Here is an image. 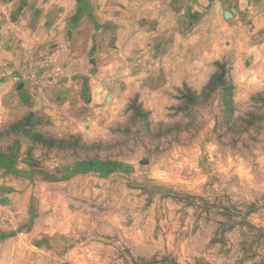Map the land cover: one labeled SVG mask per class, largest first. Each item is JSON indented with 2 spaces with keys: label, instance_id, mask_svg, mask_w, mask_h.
<instances>
[{
  "label": "rangeland",
  "instance_id": "374dc122",
  "mask_svg": "<svg viewBox=\"0 0 264 264\" xmlns=\"http://www.w3.org/2000/svg\"><path fill=\"white\" fill-rule=\"evenodd\" d=\"M221 2L204 36L191 18L140 45L108 42L116 8L88 11L87 73L23 59L0 264H264V0Z\"/></svg>",
  "mask_w": 264,
  "mask_h": 264
},
{
  "label": "crops",
  "instance_id": "0c3cea01",
  "mask_svg": "<svg viewBox=\"0 0 264 264\" xmlns=\"http://www.w3.org/2000/svg\"><path fill=\"white\" fill-rule=\"evenodd\" d=\"M221 1L0 0V106L11 105L12 101L14 104L28 102L26 89L18 91L19 86L10 82L11 75L18 70L25 57L41 67L62 64L69 59L74 63L69 66L71 74L87 73L88 67L83 60L89 58L94 44H103L98 37L102 32H95L88 18L90 10L94 16L95 9L116 8L118 24L124 25L117 32L110 27L107 29L108 42L116 36L126 41L128 36V41L140 45L142 36H147L150 28L163 25L177 27L180 25L175 24L183 20L191 25V18L194 20L192 24L195 23L199 30L197 37L204 36V28L218 25L216 12L221 8ZM163 12H166L165 19ZM175 34L172 31L169 36ZM6 197L2 194L0 202H4ZM22 207L20 202V209ZM20 219L23 225L25 216ZM12 226L2 225L0 240L6 236L7 228Z\"/></svg>",
  "mask_w": 264,
  "mask_h": 264
}]
</instances>
